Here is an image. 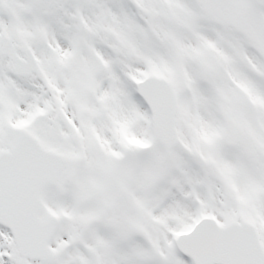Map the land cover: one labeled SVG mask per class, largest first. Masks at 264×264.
Masks as SVG:
<instances>
[{
    "label": "snow or ice",
    "instance_id": "1",
    "mask_svg": "<svg viewBox=\"0 0 264 264\" xmlns=\"http://www.w3.org/2000/svg\"><path fill=\"white\" fill-rule=\"evenodd\" d=\"M0 264H264V0H0Z\"/></svg>",
    "mask_w": 264,
    "mask_h": 264
}]
</instances>
